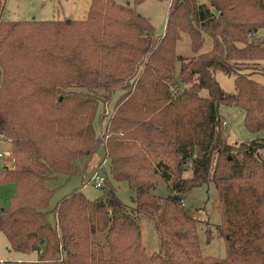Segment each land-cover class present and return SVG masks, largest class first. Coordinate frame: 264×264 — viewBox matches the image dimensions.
I'll return each instance as SVG.
<instances>
[{
  "label": "trees",
  "instance_id": "1",
  "mask_svg": "<svg viewBox=\"0 0 264 264\" xmlns=\"http://www.w3.org/2000/svg\"><path fill=\"white\" fill-rule=\"evenodd\" d=\"M4 8L0 0V17ZM26 21L0 25V134L16 163L0 170V183L17 187L0 209V232L9 251L38 258L0 264H264V139L230 144L220 112L239 107L245 128L264 133V83L254 78L264 74V0H170L161 36L115 0H92L80 21ZM183 35L192 57L176 54ZM218 72L234 76L236 93L222 89ZM117 93L105 139L99 106ZM100 148L110 164L100 169L101 196L76 189L51 206L57 188L48 180L83 176ZM156 175L173 190L167 196L154 192ZM108 176L128 184L134 206ZM210 185L222 222L206 230L207 242L223 238L225 257L202 254L198 221L185 210V195ZM141 215L155 221L159 257L141 246Z\"/></svg>",
  "mask_w": 264,
  "mask_h": 264
},
{
  "label": "rangeland",
  "instance_id": "2",
  "mask_svg": "<svg viewBox=\"0 0 264 264\" xmlns=\"http://www.w3.org/2000/svg\"><path fill=\"white\" fill-rule=\"evenodd\" d=\"M91 1L92 0H5V8L2 14L3 16L0 17V25L3 21H49L58 19L80 21L87 17ZM202 1L208 3V0ZM115 2L119 5L131 6L137 11V13L147 18L152 24L156 36L165 34L170 0H144L138 4L135 0H115ZM257 36L264 37V27L258 30ZM48 40L49 38L41 36L38 41L40 43H48ZM38 45L37 47H42L41 44L39 46ZM211 48V41L208 40L202 51H208ZM176 54L182 57L193 56L189 36L183 35L182 40L177 43ZM9 67H11V64H9ZM179 69L180 63L177 64L176 74H178ZM47 71V69L43 70V73H46ZM11 78H14L12 74H8L6 76L2 75L1 82ZM216 78L226 93H236L234 76L218 72L216 73ZM254 78H256L259 82L264 83V74L255 75ZM177 82L178 81L176 80V83ZM22 91L18 92L26 94ZM68 91V88L63 90L62 96L64 97L65 93ZM4 92H8V90L5 88ZM60 92L62 93L61 90ZM118 95L119 93L115 94L111 101H106L104 104L99 106L100 109L97 114L98 119L96 123V132L102 137H106L107 135L105 139H107L108 136L110 137L113 133L109 132L106 127L110 125L109 123L112 120L115 112V102ZM58 97L59 95H56V99ZM24 112H26V109H24ZM220 112L226 122V125H223V128L227 129V140L230 144H236L241 141L248 142L250 140L264 139V133H253L245 128L244 110L236 106L222 105L220 107ZM12 150L13 146L11 140L6 135L0 134V151L11 154ZM104 157L105 151L103 148H100L94 154L83 176L76 175L68 179L66 175L59 174L57 178L48 180V187L57 188V192L51 202V206H54L60 198L70 194L76 189H80L89 199L99 198L102 194V189L96 187L94 183V176L96 174H104L101 170L106 169V171L109 172V160L105 161ZM261 157L264 159V151L261 152ZM14 161L15 160H4L0 163V165L2 167L7 166L8 169H13L16 167V163ZM169 163H171L172 167L174 166L172 162L169 161ZM79 164L82 165V162H79ZM107 172L106 175H108ZM185 176H191V172H186ZM154 178L158 183L156 189L154 190L156 194L167 196L171 193V191H173L169 187L168 183L159 175H156ZM108 181L116 187L118 196L124 203L129 206H134L133 197L135 195L126 182L114 181L111 177L109 178V176ZM16 192L17 187L14 182L6 181L0 183V209L8 206L10 198H12ZM217 199L218 192L214 185L193 188L184 197L185 210L198 221L196 230L198 241L202 247V254L204 256L212 255L216 257H225L227 255V249L223 238L215 236L212 241L207 242L206 230L209 228L215 229L216 226L222 222V215L215 207ZM50 219L53 221L52 216ZM139 223L142 232L141 246L144 248L146 255L159 257L161 254L160 241L155 221L147 215H141ZM8 247L9 243L6 235L3 232H0V259L4 261H35L38 258V252L36 251L24 254L9 251Z\"/></svg>",
  "mask_w": 264,
  "mask_h": 264
},
{
  "label": "built area",
  "instance_id": "3",
  "mask_svg": "<svg viewBox=\"0 0 264 264\" xmlns=\"http://www.w3.org/2000/svg\"><path fill=\"white\" fill-rule=\"evenodd\" d=\"M11 154L10 153H5L3 151H0V163H2L4 160L7 161V158H10ZM106 177L104 175L101 174H96L94 176V183L96 185V187L101 188L104 183H105ZM181 203L184 205L183 201H181ZM1 263H4V260L0 259Z\"/></svg>",
  "mask_w": 264,
  "mask_h": 264
},
{
  "label": "water",
  "instance_id": "4",
  "mask_svg": "<svg viewBox=\"0 0 264 264\" xmlns=\"http://www.w3.org/2000/svg\"><path fill=\"white\" fill-rule=\"evenodd\" d=\"M3 169H4L3 167L0 168L1 171H2ZM34 250H36V248H34Z\"/></svg>",
  "mask_w": 264,
  "mask_h": 264
},
{
  "label": "crops",
  "instance_id": "5",
  "mask_svg": "<svg viewBox=\"0 0 264 264\" xmlns=\"http://www.w3.org/2000/svg\"><path fill=\"white\" fill-rule=\"evenodd\" d=\"M2 166L0 165V168H1ZM18 261H20V260H18Z\"/></svg>",
  "mask_w": 264,
  "mask_h": 264
}]
</instances>
